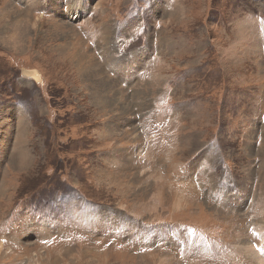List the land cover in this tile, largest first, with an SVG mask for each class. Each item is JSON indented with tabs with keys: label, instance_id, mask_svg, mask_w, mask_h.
I'll list each match as a JSON object with an SVG mask.
<instances>
[{
	"label": "rangeland",
	"instance_id": "1",
	"mask_svg": "<svg viewBox=\"0 0 264 264\" xmlns=\"http://www.w3.org/2000/svg\"><path fill=\"white\" fill-rule=\"evenodd\" d=\"M25 13L0 0V264H264V0Z\"/></svg>",
	"mask_w": 264,
	"mask_h": 264
},
{
	"label": "bare ground",
	"instance_id": "2",
	"mask_svg": "<svg viewBox=\"0 0 264 264\" xmlns=\"http://www.w3.org/2000/svg\"><path fill=\"white\" fill-rule=\"evenodd\" d=\"M35 5H36V0H26L27 13H25V14L28 15L31 12V9H33V7ZM5 132H7V130L4 129V126H3V128L0 129V142L4 141L1 138H2V136L5 135ZM26 153H27V151H26ZM3 190H4V188H3Z\"/></svg>",
	"mask_w": 264,
	"mask_h": 264
}]
</instances>
